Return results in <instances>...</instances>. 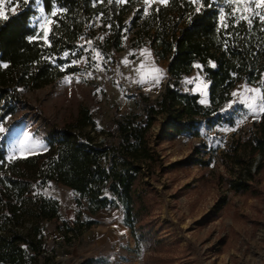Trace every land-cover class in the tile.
Returning <instances> with one entry per match:
<instances>
[{"label": "trees", "instance_id": "trees-1", "mask_svg": "<svg viewBox=\"0 0 264 264\" xmlns=\"http://www.w3.org/2000/svg\"><path fill=\"white\" fill-rule=\"evenodd\" d=\"M137 2L37 0L21 4L6 19L0 16V126L19 104H25V89L75 73L78 67L73 61L91 58L87 44L99 50V58L105 48L120 49L140 20L146 33L154 28L148 33L149 43L157 56L167 59L168 74L159 97L145 101L141 112L113 120L104 142L86 129L94 130L95 125L85 110L72 124L52 126L44 152L21 158L7 156L6 137L0 131V264H52L45 254L46 223L60 218L59 202L42 191L51 180L73 192L75 229L94 222L81 221L79 226L83 210L94 213L117 205L135 243L148 240L151 230L143 223L148 212L143 179L161 163L149 133L154 120L163 119L162 133L169 138L198 133L201 120L215 118L218 103L230 97L238 81L257 85L264 93V22L258 16L251 24L237 23L227 0H167L158 10L151 9L147 15L151 21L143 22L140 7L134 8ZM41 7L52 21L46 28L40 23ZM255 10L264 13V8ZM246 15L251 17V11ZM97 20L104 29L100 35L95 31ZM196 64L208 82L213 104L203 105L197 93L183 88L182 78ZM258 133L254 149L264 154V112ZM246 174L251 176L249 168ZM238 185L247 187L242 181ZM105 188L112 198L103 193Z\"/></svg>", "mask_w": 264, "mask_h": 264}, {"label": "rangeland", "instance_id": "rangeland-1", "mask_svg": "<svg viewBox=\"0 0 264 264\" xmlns=\"http://www.w3.org/2000/svg\"><path fill=\"white\" fill-rule=\"evenodd\" d=\"M137 1L134 8L140 7L143 22L151 21L147 18L151 9L163 4L155 0L145 15L147 6ZM12 7L10 0H0V12L10 13ZM117 9L115 3L113 10ZM43 17L48 16L40 13V23L46 28L49 18ZM140 21L124 37L120 49L105 48L106 55L99 58V50L87 44L91 58L82 56L75 73L23 91L25 104H19L2 124L10 159L44 152L52 126L74 123L83 110L95 125L94 130L86 129L104 142L113 120L141 112L145 101L159 97L168 77L167 59L157 56L149 43L148 33L154 28L146 33ZM95 31L98 35L104 31L98 20ZM125 58L128 65L122 63ZM97 64L103 71L96 70ZM152 76H158L159 82ZM141 77L146 82L137 83ZM181 82L184 89L198 94L200 103L213 104L200 65ZM245 87L262 92L257 85L238 81L230 97L218 103L215 118L201 120L198 133L169 138L162 133L163 119L154 120L149 133L161 163L143 179L148 206L143 223L151 236L139 245L121 221L122 209L117 205L94 213L83 210L79 226L81 221L94 222L75 229L73 192L60 182L49 181L42 191L58 200L60 211V218L46 223L45 254L51 263L264 264V154L254 149L261 112L251 113L236 102L241 97L233 93ZM21 144L23 150H19ZM239 181L247 184L246 189L240 188ZM103 193L112 198L106 188Z\"/></svg>", "mask_w": 264, "mask_h": 264}, {"label": "snow or ice", "instance_id": "snow-or-ice-1", "mask_svg": "<svg viewBox=\"0 0 264 264\" xmlns=\"http://www.w3.org/2000/svg\"><path fill=\"white\" fill-rule=\"evenodd\" d=\"M11 4L13 5L11 11L15 13L16 7H19L21 4L23 5H30L33 2H37V0H10ZM109 2H112V0H109ZM118 3H126L128 0H117ZM155 2V0H143V3L147 6L144 8V14H148V9L151 7V4ZM161 3H167V0H160ZM231 4V15H233L236 18V22L239 23L241 20H246L249 24L252 23V19L255 17H259L262 22H264V13L260 11H256L255 9H261L264 8V0H229ZM41 13L44 12V8L41 7L39 9ZM158 10V9H157ZM199 10V9H197ZM251 11V17L249 15H246L247 12ZM58 13L57 11H52L51 16H56ZM0 16H3V18H7V15L5 13L0 12ZM44 19L48 20L47 17H43ZM224 16H221V20L223 21ZM48 23L51 24L52 21L48 20ZM227 27V25H224ZM41 27H44V25H41ZM45 38L48 36V30L45 29L44 32ZM91 43V41H89ZM67 55V54H66ZM129 55H134L133 53H130ZM97 56H99V53H97ZM73 63H78V61H73ZM123 64L128 65L129 61L127 58H125L122 61ZM4 67H7V65H3ZM97 71H103V69L100 67L99 64L96 66ZM143 67V62L141 63V66ZM157 72L159 70H156ZM91 75V74H89ZM146 77H141L139 80H137V83H144L146 82ZM151 79L154 80L155 83L159 82L158 76H152ZM262 87H264V82H262ZM249 93H252L253 95H248ZM234 96H240L241 99H239L236 102L242 103L244 107H246L249 112L251 113H258V112H264V93L260 91V89H252L245 87L243 92L241 93H233ZM0 131H4L3 127L0 126ZM29 138L26 136L25 140L27 141ZM25 148L24 144H21L19 146V150H23ZM13 151H17V149H14Z\"/></svg>", "mask_w": 264, "mask_h": 264}]
</instances>
